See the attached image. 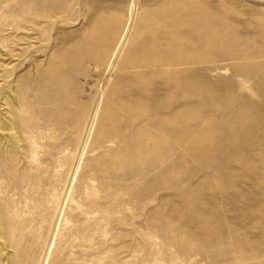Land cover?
I'll use <instances>...</instances> for the list:
<instances>
[{
    "label": "rangeland",
    "instance_id": "1",
    "mask_svg": "<svg viewBox=\"0 0 264 264\" xmlns=\"http://www.w3.org/2000/svg\"><path fill=\"white\" fill-rule=\"evenodd\" d=\"M131 6L0 0V264H264V0H136L109 71Z\"/></svg>",
    "mask_w": 264,
    "mask_h": 264
},
{
    "label": "bare ground",
    "instance_id": "2",
    "mask_svg": "<svg viewBox=\"0 0 264 264\" xmlns=\"http://www.w3.org/2000/svg\"><path fill=\"white\" fill-rule=\"evenodd\" d=\"M135 7H136V0H132V6H131V15H130V20H129V23H128V25H127V28H126V30H125V32H124V34H123V36H122V38H121V40H120V43H119V47H118V49H117V51H116V53H115V55H114V58H113V60H112V62H111V65H110V69H109V71L112 69V67H114V62H115V60H116V58H118V55H119V52H120V49L122 48V46L124 45V43H125V41H126V38H127V36H128V33H129V31H130V28H131V25L133 24V20H132V14H134L133 13V11L135 10ZM134 18V17H133ZM108 71V72H109ZM107 75H109V74H107ZM92 119H93V112L90 114V120H89V127H90V125H91V122H92ZM82 153V152H81ZM51 241V240H50ZM51 243V242H50ZM49 245V244H48ZM50 246V245H49ZM49 250V249H48ZM47 250V251H48ZM43 264V263H42Z\"/></svg>",
    "mask_w": 264,
    "mask_h": 264
}]
</instances>
